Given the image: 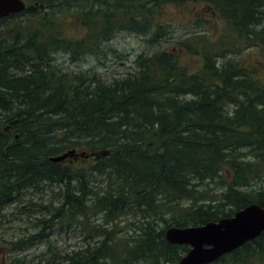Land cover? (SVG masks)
Returning <instances> with one entry per match:
<instances>
[{
	"label": "trees",
	"instance_id": "obj_1",
	"mask_svg": "<svg viewBox=\"0 0 264 264\" xmlns=\"http://www.w3.org/2000/svg\"><path fill=\"white\" fill-rule=\"evenodd\" d=\"M25 2L0 19V212L27 191L60 187L54 219L40 223L99 238L61 256L67 264H177L190 247L170 244L168 228L264 208L263 76L224 48L193 69L196 40L169 44L161 19L168 6L209 5L237 41L264 48V0ZM122 31L150 50L123 78L75 74L56 58L99 55ZM71 150L77 157L50 161ZM263 262L264 233L213 264Z\"/></svg>",
	"mask_w": 264,
	"mask_h": 264
},
{
	"label": "rangeland",
	"instance_id": "obj_2",
	"mask_svg": "<svg viewBox=\"0 0 264 264\" xmlns=\"http://www.w3.org/2000/svg\"><path fill=\"white\" fill-rule=\"evenodd\" d=\"M161 19L164 23L170 24L169 31L172 34L168 40L169 44L188 37L196 40L199 57H190L188 53L186 55L191 61L188 62L194 65L193 69L196 70V66L203 63L205 52H220L224 48L232 50L226 53L227 60L233 58L243 60L244 66L264 79L262 45H250L247 40L237 41L235 31L232 33L233 30H230L225 20L215 15L209 5L190 3L184 6H168L163 9ZM262 23L264 27V15ZM72 34L77 35L75 29L72 30ZM147 40L142 35L122 31L116 33L111 41L103 43V53L99 55L83 56L79 61L70 60L65 54H57L56 58L60 64L75 74L96 73L103 79L112 81L135 72L137 56L143 52H150ZM219 43L223 45L220 47ZM217 60L219 66L225 59ZM60 189L56 186H47L41 193L27 191L15 204L7 206L0 212V264H67L61 256L82 250L87 244L98 241L95 232L92 233L90 229L83 230L77 224L68 228L67 225L56 221L51 227L40 223L43 219L49 222L54 219V207L59 206L61 202L60 198L59 200L56 198L55 192ZM92 219L101 222V216ZM123 226L124 223L121 224V227ZM88 232L93 235H89ZM40 233L43 234L41 236L43 239L39 241L34 240L31 244L27 242L21 247L12 245L35 235L40 236Z\"/></svg>",
	"mask_w": 264,
	"mask_h": 264
},
{
	"label": "water",
	"instance_id": "obj_3",
	"mask_svg": "<svg viewBox=\"0 0 264 264\" xmlns=\"http://www.w3.org/2000/svg\"><path fill=\"white\" fill-rule=\"evenodd\" d=\"M25 0H0V19L20 14ZM77 157L75 150L50 158L53 163ZM264 233V208L253 203L234 216L202 226L170 227L165 232L170 244L189 246V252L177 264H213Z\"/></svg>",
	"mask_w": 264,
	"mask_h": 264
},
{
	"label": "bare ground",
	"instance_id": "obj_4",
	"mask_svg": "<svg viewBox=\"0 0 264 264\" xmlns=\"http://www.w3.org/2000/svg\"><path fill=\"white\" fill-rule=\"evenodd\" d=\"M260 237V236H259ZM257 239V238H256ZM226 256V255H225ZM224 257V256H223Z\"/></svg>",
	"mask_w": 264,
	"mask_h": 264
},
{
	"label": "flooded vegetation",
	"instance_id": "obj_5",
	"mask_svg": "<svg viewBox=\"0 0 264 264\" xmlns=\"http://www.w3.org/2000/svg\"><path fill=\"white\" fill-rule=\"evenodd\" d=\"M244 43V42H243Z\"/></svg>",
	"mask_w": 264,
	"mask_h": 264
}]
</instances>
